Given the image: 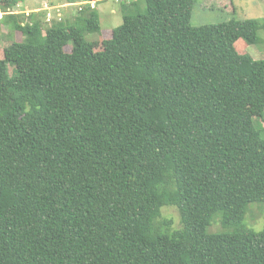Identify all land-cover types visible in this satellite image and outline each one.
<instances>
[{
    "label": "trees",
    "instance_id": "obj_1",
    "mask_svg": "<svg viewBox=\"0 0 264 264\" xmlns=\"http://www.w3.org/2000/svg\"><path fill=\"white\" fill-rule=\"evenodd\" d=\"M143 2L95 40L89 7L0 19L24 36L0 53V264H264L243 222L264 204V59L245 51L264 18L194 26L193 0ZM216 215L228 230L207 232Z\"/></svg>",
    "mask_w": 264,
    "mask_h": 264
},
{
    "label": "rangeland",
    "instance_id": "obj_2",
    "mask_svg": "<svg viewBox=\"0 0 264 264\" xmlns=\"http://www.w3.org/2000/svg\"><path fill=\"white\" fill-rule=\"evenodd\" d=\"M42 1L44 0H23L15 9H34L35 7H39ZM64 1L65 0H54V3H62ZM129 1L132 0H97L96 10L99 14L101 26L100 34L90 33L87 35V38L95 40L98 36L107 37L110 35L109 32L122 23V5L128 4ZM140 6L144 8L145 5L143 0H140ZM72 8L75 9V14L77 16L80 11L77 12L76 7ZM233 18L238 20L264 18V0H193L191 24L194 26L217 24ZM257 34L258 42L248 44L245 47V51L254 59L261 60L264 59V31L260 29ZM9 39L22 41L24 36L17 32L10 35L9 30L6 32H1L0 30V53H2L3 41ZM65 49L70 51V45ZM8 69L10 73H13L14 66L8 64ZM254 125L258 129H264V113L262 117L254 118ZM160 219L169 221L170 227L173 229H177L181 226L178 211L174 206L162 207ZM243 222L246 227L255 231L262 230L264 227V204L256 202L249 203L244 213ZM224 230L228 229H224L221 226L219 216H213L211 224L207 228V232H222Z\"/></svg>",
    "mask_w": 264,
    "mask_h": 264
},
{
    "label": "built area",
    "instance_id": "obj_3",
    "mask_svg": "<svg viewBox=\"0 0 264 264\" xmlns=\"http://www.w3.org/2000/svg\"><path fill=\"white\" fill-rule=\"evenodd\" d=\"M97 0H78L76 2H67L66 0L62 3H54V0H44L40 3L39 7H36L29 11H24L25 15L31 12L38 13L41 15L43 24L45 26L50 25L55 21H62L64 18V9L67 7H76L77 12L82 11L83 8L89 7L91 9L96 8ZM20 13L15 9L0 8V19L6 14Z\"/></svg>",
    "mask_w": 264,
    "mask_h": 264
},
{
    "label": "crops",
    "instance_id": "obj_4",
    "mask_svg": "<svg viewBox=\"0 0 264 264\" xmlns=\"http://www.w3.org/2000/svg\"><path fill=\"white\" fill-rule=\"evenodd\" d=\"M18 6V5H17ZM16 6V7H17ZM15 7V8H16ZM14 8V9H15ZM36 8V7H35ZM85 8H87V7H85ZM85 8H83V10L85 9ZM33 9V8H32ZM32 9H24V10H18V9H15L16 11H18V12H24V11H29V10H32ZM96 9V8H95ZM64 14H65V16H64V20H73V18L76 16V14H75V9H73L72 7L70 8H66V9H64ZM0 30H1V32H6L7 30H9L8 29V25H4V24H0Z\"/></svg>",
    "mask_w": 264,
    "mask_h": 264
}]
</instances>
